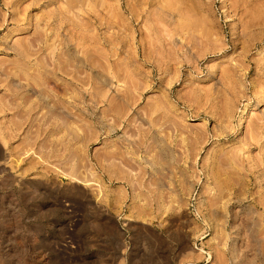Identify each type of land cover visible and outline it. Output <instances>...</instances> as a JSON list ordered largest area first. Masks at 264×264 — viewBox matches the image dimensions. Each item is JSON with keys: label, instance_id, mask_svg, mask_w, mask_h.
I'll list each match as a JSON object with an SVG mask.
<instances>
[{"label": "rangeland", "instance_id": "rangeland-1", "mask_svg": "<svg viewBox=\"0 0 264 264\" xmlns=\"http://www.w3.org/2000/svg\"><path fill=\"white\" fill-rule=\"evenodd\" d=\"M91 1L0 0V264H264V0Z\"/></svg>", "mask_w": 264, "mask_h": 264}, {"label": "bare ground", "instance_id": "bare-ground-1", "mask_svg": "<svg viewBox=\"0 0 264 264\" xmlns=\"http://www.w3.org/2000/svg\"><path fill=\"white\" fill-rule=\"evenodd\" d=\"M72 1V7L75 5V3L77 4V2H74V1H76V0H71ZM77 1H79V3H81L80 2V0H77ZM82 2L83 1H85V0H81ZM95 1V0H94ZM94 1L92 0L91 2H93L94 3ZM130 1V0H129ZM135 1V0H134ZM139 1V0H138ZM169 1H171V0H169ZM74 2V3H73ZM131 2V1H130ZM158 2H159V0H158ZM173 2V1H172ZM69 2H67V4H68ZM126 3H127V1H126ZM125 3V4H126ZM133 2H131V4H132ZM137 3V2H136ZM140 3V2H139ZM170 3V2H169ZM74 4V5H73ZM166 4H168V3H166ZM130 5V4H129ZM134 4H132V6H133ZM70 6V5H69ZM127 6V5H126ZM140 6V5H139ZM169 6H171V5H169ZM128 7V6H127ZM131 7V6H130ZM133 7H135V6H133ZM165 7L166 8H169L168 6H166L165 5ZM165 7H164V9H165ZM129 8V7H128ZM136 8V7H135ZM196 8V7H195ZM193 9V10H196V11H194L193 12V14H195V13H198L199 12V10L198 9ZM199 8V7H198ZM171 8H169V10H170ZM163 10V9H162ZM169 10H167V11H169ZM197 10H198V12H197ZM130 11V10H129ZM132 11H133V9H132ZM132 11L130 12V13H132ZM137 11V10H136ZM166 11V12H167ZM171 12H172V10H171ZM135 13V12H134ZM201 13V12H200ZM133 14V13H132ZM188 15L190 14V16L192 15L191 13H190V11L187 13ZM185 15V16H188V15ZM202 14V13H201ZM200 14V15H201ZM184 16V17H185ZM193 16V15H192ZM189 17V16H188ZM201 17V16H200ZM198 18V17H197ZM196 18V19H197ZM202 18V17H201ZM200 18V19H201ZM190 19V18H189ZM188 19V20H189ZM109 20V19H108ZM111 20V19H110ZM109 20V21H110ZM187 20V21H188ZM198 21H200L199 20V18L197 19ZM108 22V21H107ZM111 22V21H110ZM114 22V21H113ZM113 22H111V23H113ZM114 23H116V22H114ZM186 23V21L185 22H183V24H185ZM126 28V27H125ZM128 29V28H127ZM262 52H264V47H263V50H262ZM262 102H256V103H254V104H250V105H248V106H246L243 110H242V112L239 114V116H238V118H237V120H236V123H235V126H236V128L238 129V130H240L241 128H242V126L244 125V123L247 121V119H248V116H249V114H250V112H251V110L253 109V108H256V106H259L260 104H261Z\"/></svg>", "mask_w": 264, "mask_h": 264}]
</instances>
